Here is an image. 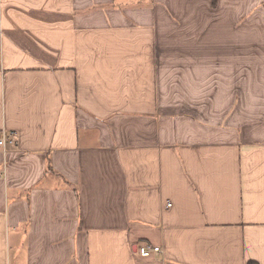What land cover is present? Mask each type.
I'll return each mask as SVG.
<instances>
[{"label":"crops","instance_id":"1","mask_svg":"<svg viewBox=\"0 0 264 264\" xmlns=\"http://www.w3.org/2000/svg\"><path fill=\"white\" fill-rule=\"evenodd\" d=\"M2 130L0 264H264V0H0Z\"/></svg>","mask_w":264,"mask_h":264},{"label":"built area","instance_id":"2","mask_svg":"<svg viewBox=\"0 0 264 264\" xmlns=\"http://www.w3.org/2000/svg\"><path fill=\"white\" fill-rule=\"evenodd\" d=\"M19 139V134L16 131H0V154H6L8 146L10 144H16ZM5 171L0 170V178H4ZM138 253L141 257H148L151 254H162L163 250L160 246L154 247L150 245H143V247L138 249Z\"/></svg>","mask_w":264,"mask_h":264}]
</instances>
